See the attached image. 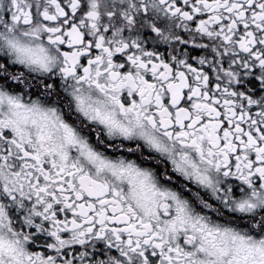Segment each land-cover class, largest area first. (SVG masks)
Instances as JSON below:
<instances>
[{"label":"snow or ice","instance_id":"6c2138e0","mask_svg":"<svg viewBox=\"0 0 264 264\" xmlns=\"http://www.w3.org/2000/svg\"><path fill=\"white\" fill-rule=\"evenodd\" d=\"M0 264H264V0H0Z\"/></svg>","mask_w":264,"mask_h":264}]
</instances>
